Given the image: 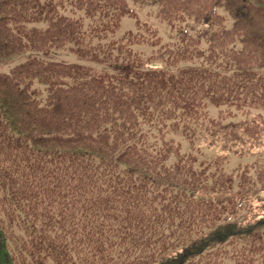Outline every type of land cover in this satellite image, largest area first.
Here are the masks:
<instances>
[{"label": "trees", "instance_id": "1", "mask_svg": "<svg viewBox=\"0 0 264 264\" xmlns=\"http://www.w3.org/2000/svg\"><path fill=\"white\" fill-rule=\"evenodd\" d=\"M145 4L166 42L116 34ZM20 56L0 70V264H264V0H0V67Z\"/></svg>", "mask_w": 264, "mask_h": 264}, {"label": "rangeland", "instance_id": "2", "mask_svg": "<svg viewBox=\"0 0 264 264\" xmlns=\"http://www.w3.org/2000/svg\"><path fill=\"white\" fill-rule=\"evenodd\" d=\"M132 8L135 9L137 18L141 22H145L149 24L151 27L155 28L157 30L158 37H160L161 42H166L169 39V29L165 22H162L160 20H157L154 17V6L153 5H142V6H134L131 5ZM204 26H191L189 27L192 32H195L197 29H200V34L202 36L203 31L201 30ZM134 29V21L129 17H124L121 21V29L118 32L117 35H121L125 31H130ZM159 47V44L156 45H141L137 46V49H140L141 55L143 58H148L149 56H154L158 54L157 48ZM39 57L46 60H52V61H64V62H73V63H87L84 60L78 58L76 55H73L71 53H68L66 51H52L48 54H39L37 53ZM24 58L23 56H20L10 62L4 63L0 70L2 71H8L13 65L16 63L22 61ZM162 66V62L160 59H151L147 65L148 68H160ZM207 155H212L213 151L209 148H206L205 150ZM261 198H264V194H261ZM255 205L257 206L256 202Z\"/></svg>", "mask_w": 264, "mask_h": 264}]
</instances>
